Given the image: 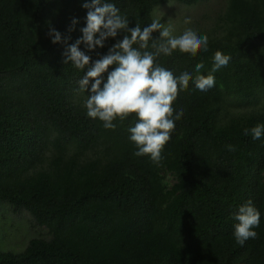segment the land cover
Instances as JSON below:
<instances>
[{
  "label": "trees",
  "instance_id": "obj_1",
  "mask_svg": "<svg viewBox=\"0 0 264 264\" xmlns=\"http://www.w3.org/2000/svg\"><path fill=\"white\" fill-rule=\"evenodd\" d=\"M207 1L106 0L142 29L165 4ZM85 2L0 0V204L46 230L21 252H0V264H264V135L244 134L264 125V0H226L209 30L192 28L207 36V51L158 58L176 77L192 76L159 164L134 155V115L114 130L87 116L94 81L82 92L87 69L63 63L86 26ZM49 23L61 43L51 42ZM123 35L80 51L94 63ZM218 50L231 60L212 73ZM209 73L215 85L195 89ZM248 201L260 226L241 246L233 217Z\"/></svg>",
  "mask_w": 264,
  "mask_h": 264
},
{
  "label": "clouds",
  "instance_id": "obj_2",
  "mask_svg": "<svg viewBox=\"0 0 264 264\" xmlns=\"http://www.w3.org/2000/svg\"><path fill=\"white\" fill-rule=\"evenodd\" d=\"M82 7L87 10L86 26L81 29L82 37L74 44L68 45L63 53V63L85 71L79 81L80 90L85 92L91 84V94L87 96L84 107L87 116L99 119L105 129L114 130V121H124L129 116L138 122L129 127L130 141L135 145L134 155L148 156L153 163L159 164L164 146L171 139L175 129V121L184 114L183 109L176 112L173 104L179 92L187 90L192 76L188 72L176 77L172 71L157 63L161 55L170 56L174 51L196 56L201 50L207 51L208 38L188 28L181 35H173V27L163 24L159 19L143 29L139 24L129 27L126 16L120 14L115 4L106 0H86ZM78 23L72 21V28ZM184 23H191L186 19ZM49 37L53 44L61 43V34L49 23ZM159 33L153 39V33ZM124 33L123 38L109 48L107 54L90 64L91 57L80 51V45H86L89 51L103 48L109 38L115 39ZM98 36V38H97ZM151 43V51L149 48ZM67 44V38L63 41ZM138 45V47H134ZM212 73L226 67L231 57L222 51H216L213 57ZM112 68L113 70L109 71ZM204 64H196V72H200ZM107 73V81L102 75ZM103 87L101 88V84ZM215 85V76L198 75L194 81L195 89L203 92ZM245 135L260 139L264 135V125L257 124L250 130L244 129ZM227 150L235 151L234 146L227 145ZM238 223L234 225V238L243 246L249 239H255L257 232L253 229L260 226V212L248 201L240 206L233 217Z\"/></svg>",
  "mask_w": 264,
  "mask_h": 264
},
{
  "label": "rangeland",
  "instance_id": "obj_3",
  "mask_svg": "<svg viewBox=\"0 0 264 264\" xmlns=\"http://www.w3.org/2000/svg\"><path fill=\"white\" fill-rule=\"evenodd\" d=\"M225 4L226 0H209L192 7L168 3L159 7L156 15L161 23H170L173 35L178 36L188 28L209 30ZM186 19H190L191 23H184ZM39 236L46 237V230L32 224L28 213H13L9 205L0 204V252H21L31 239Z\"/></svg>",
  "mask_w": 264,
  "mask_h": 264
}]
</instances>
